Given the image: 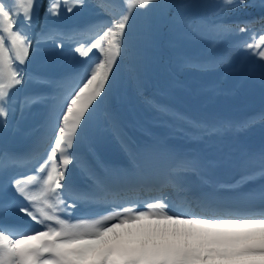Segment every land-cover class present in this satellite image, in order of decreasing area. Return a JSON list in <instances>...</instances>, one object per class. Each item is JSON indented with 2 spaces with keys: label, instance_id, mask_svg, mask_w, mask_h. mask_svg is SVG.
<instances>
[{
  "label": "snow or ice",
  "instance_id": "1",
  "mask_svg": "<svg viewBox=\"0 0 264 264\" xmlns=\"http://www.w3.org/2000/svg\"><path fill=\"white\" fill-rule=\"evenodd\" d=\"M67 11L83 7V0H62ZM154 0H124L123 6L106 4L97 7L110 17L99 25L67 34L77 46L73 49L80 57H89L95 49L100 57L90 61L83 69L66 78L67 86L60 89L49 109V127L52 143L45 148L46 156L38 171L46 173L34 181L32 177L14 180L12 186L27 206L16 201L0 203V219L6 218L13 208L34 221L39 229L15 223H0V264H264V213L259 215L217 214L214 202L208 196H196L192 189L178 178L167 181L158 191L160 196L147 202L146 210L131 200L113 206L107 214L94 219L72 221L61 213L67 210L63 198L69 188L67 167L76 162L72 155L78 130L111 86L115 68L131 46L132 19L146 11ZM61 0H50L48 15L58 14ZM245 0H222L218 14L249 7ZM38 5L36 0H10L0 2V128L7 130L8 115L14 114V91L22 85L25 75L38 85L48 83L44 77L29 75L23 66L30 55L32 16ZM257 31L252 21L235 26L222 20L209 25L194 26L196 34L207 35L215 42L229 35L248 33V39L235 42L215 62L229 63L241 49L264 59V17ZM66 34L42 32L40 39L52 40L63 46ZM21 108L46 103L36 93L24 97ZM264 119V116L261 117ZM248 126L247 123L240 127ZM196 130V129H194ZM16 157L0 153V160L16 162ZM241 175L237 185L255 178L264 179V151L243 154L237 161ZM199 162H181L178 168L196 171ZM88 172L87 168L82 169ZM87 191L73 194V199L85 202L108 201L116 205L119 192L105 180L94 175ZM39 184L38 189L29 187ZM170 188L165 194L162 189ZM264 199V187L260 190ZM127 205V206H125ZM193 206L200 209L193 211ZM175 209V211L173 210ZM43 229V230H41Z\"/></svg>",
  "mask_w": 264,
  "mask_h": 264
},
{
  "label": "rangeland",
  "instance_id": "2",
  "mask_svg": "<svg viewBox=\"0 0 264 264\" xmlns=\"http://www.w3.org/2000/svg\"><path fill=\"white\" fill-rule=\"evenodd\" d=\"M216 1L206 0L204 2L213 4ZM0 2L7 4L10 3V0H0ZM199 2L200 0H197V4ZM49 3L45 0L41 12L54 25L46 27L45 32L66 34L63 38V46L62 48L58 47L56 42L44 39H40L39 43H37L39 36L34 37L33 31L40 19V14H38V17L32 16V28L28 31L31 41L30 60L23 67L29 75H35L28 70L29 67L41 68L46 73H56L53 76L56 80H49L47 74L39 75L49 82L38 85L30 82L28 75H25L22 85L18 86L13 93L12 99L15 112L14 114L10 113L7 117V130L0 128V141H10L17 134H21L23 130L29 128L30 122L35 120L37 116L43 121L41 112L48 118L49 112L43 110L45 103H36L22 109L20 102L23 101L24 97L32 95L33 91H37V93L42 92L40 94L48 99L44 93L50 94L51 91L47 93V90L55 82V86L52 88L54 90L51 94V100L53 101L57 98L60 89L68 84V81L64 78L80 72L90 61L100 57L98 50L95 49L89 54V57H80L75 54L73 49L77 45L67 38V34L83 30L90 25H99L108 21L110 19L109 15L102 8L97 7L101 0H83L84 6H76L71 12L67 11L61 0L58 14L51 15L47 14ZM36 4L38 7L41 6L40 0H36ZM255 4L258 7L253 8V5L241 7L234 11L233 14L222 15L220 19L222 21H231L234 25L243 21H252L250 27L258 31L260 29L259 21L264 17V0H255ZM159 13V17L166 22L167 17H164L161 12ZM136 17L137 14L133 16L132 23L137 20ZM156 26L160 28V26ZM153 27L156 29L155 25ZM37 31L39 32V30ZM181 46L185 48L195 47L190 41L181 44ZM259 50L264 49H258L257 51ZM129 51L115 68V74L112 77L111 86L108 88L107 94L103 96L98 104H95L90 110V114L86 115L85 121L78 130L74 149H77L81 143H84L83 147H88L91 142H95L100 146L108 145L113 152L116 151L122 154L125 150L132 152V148L127 147L129 141L123 140L122 137L125 135L127 140L128 132L138 127L139 120L136 117L139 116L136 112L138 111L143 113V115L145 114L146 117L150 114L153 115L154 122L146 121L141 124V128L146 131V136L155 137V139L157 138L156 140L164 144V151H161L158 144H149L147 149L154 148L156 153L158 151L159 153L157 154L163 156L166 161L174 158L180 159L183 156H191L193 160L199 162L200 166L197 169L199 172L204 170L205 166L214 168L221 165L214 156L215 152H218V158L220 152L228 153L227 151L232 150V155L240 152L238 158H234L229 154L226 157L228 160L225 163V168L230 173L232 169L240 168L237 161L243 154H258L264 151V133L262 130L264 129V119H261L264 116V59L247 53L240 63L228 64L229 66L227 65L226 68L220 64L216 70L226 69V71L220 72L222 75H217V77H219V81L225 80L224 84L217 82L218 80L213 78H206L208 81L204 83L200 79L196 80L201 74L189 67L181 71L182 74H186V80H183L180 75H176L177 77L172 78L173 80L168 79L169 77H166V75L163 78L162 75L166 73L164 71L165 67L163 69L164 72H161V66H159L158 70L160 71L156 73V76L161 78L162 81L166 79L167 83L171 84L172 89L166 91L174 98L173 100L164 98L165 100L160 102L155 110H152L147 105L145 106V111L142 112L141 108H135L137 102L142 104L138 101L142 94L139 88V86H142V82L139 80L140 75H136L134 69V67H139L140 62L134 59ZM220 73L218 72V74ZM255 106L257 107L253 108ZM174 108L180 109L181 112L173 116L167 113L168 111H173ZM103 111L104 115L101 114ZM238 112L241 113L240 117L238 119L233 118ZM217 113H220V117L215 119L214 117H216ZM245 123L248 126L240 127V125ZM149 125L151 128L148 127ZM46 130V124L42 129L39 127L40 134ZM252 130L258 133V137L242 133ZM93 135L96 138L90 139ZM119 141L122 143L119 144ZM254 142L259 143L260 147H254ZM37 144H39L38 148L41 147L42 140L37 141ZM137 150L143 152L141 148ZM203 150L207 153L205 154ZM44 152L42 150L39 151L41 154ZM35 158H38L36 154ZM46 158L44 156L41 161L44 162ZM145 159L144 164L146 165L148 161L146 157ZM1 163L2 160H0ZM19 173L17 169H10L5 165H0V183L4 187H9ZM43 175H46V173H43Z\"/></svg>",
  "mask_w": 264,
  "mask_h": 264
},
{
  "label": "trees",
  "instance_id": "3",
  "mask_svg": "<svg viewBox=\"0 0 264 264\" xmlns=\"http://www.w3.org/2000/svg\"><path fill=\"white\" fill-rule=\"evenodd\" d=\"M204 1L206 0H200L197 4V0H154L151 7L146 12L137 14V20L133 21L129 52H131L130 54L134 59L140 62L139 67H134V69L135 74L140 75L139 80L142 82V86H139L142 93L140 102H143L146 106L149 105L155 110L160 102L168 98L172 100L174 98L168 92L172 89L171 84L167 83L166 79L162 81L161 78L156 76V73L160 71L158 70L159 66H161V72L165 67L164 71L166 73L163 74L164 76L162 75L163 78L166 75V77H169L168 79L173 80L176 75H180L183 80H186V74H182L181 71L189 67L201 74L196 80L200 79L204 83L208 81L206 78H213L218 80L217 82L225 83V80L219 81L217 75H222L226 69L216 70L220 63H216L215 60L224 55L225 51L235 42L248 39L249 34L246 32L239 35H229L215 42H210L207 35L196 34L194 26L209 25L222 20L220 19L222 15L218 14L217 9L222 0H217L213 4ZM40 2L41 6L36 8L33 15H38L41 12L45 0H40ZM47 2H50V0H47ZM103 2L109 5L123 6L124 4V0H103ZM246 3L253 5V8L258 7L255 0H246ZM47 8H49V5ZM158 11L164 17H167L166 22L159 17L160 13ZM228 14H233V12H228ZM40 16L43 21L47 19L44 13ZM151 19L153 20L151 21ZM223 22L235 26L231 21ZM188 41L192 42L195 47L185 48L181 46V44ZM179 49L180 51H178ZM247 53L241 49L231 57L229 63H224L222 66L226 68L228 64L240 63ZM218 72L222 73L218 74ZM180 112V109L174 108L173 111L167 113L173 116ZM237 115L234 117H238ZM219 117L220 113H217L215 118L218 119Z\"/></svg>",
  "mask_w": 264,
  "mask_h": 264
},
{
  "label": "bare ground",
  "instance_id": "4",
  "mask_svg": "<svg viewBox=\"0 0 264 264\" xmlns=\"http://www.w3.org/2000/svg\"><path fill=\"white\" fill-rule=\"evenodd\" d=\"M155 143H156V145L157 144L159 145L161 151H164L163 150L164 149L163 143H161L158 140H156ZM141 151H143V152L139 153V155H138V168L135 167V169L132 171V173L129 174L128 178H130V180H133L136 182L137 181H141V182L145 181L148 185H155V183H156V182H154L155 180H167V181H169L173 178L184 177L183 172H181V171L172 172L170 169V167L173 165L172 162L176 163L179 160L178 158H174L172 160L166 161L163 156H160L157 154L159 152L156 153L154 148H151V149L145 148V150H143V147H142ZM145 157L147 158V161H148L146 165L144 164V162L146 160ZM38 168H39V166L37 168H34L30 172V174L20 178V180H25L28 177H32L34 181L38 180L39 177L43 175V173H40L38 171ZM217 172L220 173V175H224L226 171L224 168L219 167L217 169ZM38 187H39V184L37 182V183H32V187H30V188L38 189ZM0 195L1 196L4 195L6 198L9 199V201H13V200L15 201V198L17 199V198L21 197V196H19V194L16 193L13 186L7 188V190H5L4 192L1 191V189H0ZM62 207H66L67 209H73L74 208L71 205H68V206L62 205ZM28 228L39 229L40 226L37 224H33V225L29 226ZM41 230H43V229H41Z\"/></svg>",
  "mask_w": 264,
  "mask_h": 264
}]
</instances>
